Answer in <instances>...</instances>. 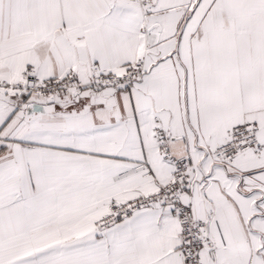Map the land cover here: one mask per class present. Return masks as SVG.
Masks as SVG:
<instances>
[{
  "label": "snow or ice",
  "instance_id": "1",
  "mask_svg": "<svg viewBox=\"0 0 264 264\" xmlns=\"http://www.w3.org/2000/svg\"><path fill=\"white\" fill-rule=\"evenodd\" d=\"M0 264H264V0H0Z\"/></svg>",
  "mask_w": 264,
  "mask_h": 264
}]
</instances>
